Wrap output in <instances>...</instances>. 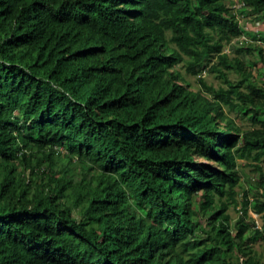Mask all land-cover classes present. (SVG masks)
<instances>
[{
  "label": "trees",
  "instance_id": "trees-1",
  "mask_svg": "<svg viewBox=\"0 0 264 264\" xmlns=\"http://www.w3.org/2000/svg\"><path fill=\"white\" fill-rule=\"evenodd\" d=\"M244 33L224 0H0V264H264V88L224 51ZM223 106L258 126L240 135ZM61 150L92 176L57 177ZM245 158L263 192L238 204Z\"/></svg>",
  "mask_w": 264,
  "mask_h": 264
},
{
  "label": "rangeland",
  "instance_id": "rangeland-1",
  "mask_svg": "<svg viewBox=\"0 0 264 264\" xmlns=\"http://www.w3.org/2000/svg\"><path fill=\"white\" fill-rule=\"evenodd\" d=\"M226 5L231 7L232 12L237 15L238 22L240 26L244 29L246 33L241 36L233 39L230 43L224 45V51L228 54L230 58H238L245 65L246 71L251 72V80L255 84H259L264 88V73L262 74L263 63L257 62V57L253 50H247L248 46H259L264 48V42L254 39L253 36H258V33L264 32V15L258 17L252 13H246L243 15L240 13V0H224ZM167 37L170 36V33L166 34ZM173 46V45H171ZM243 47L239 50V48ZM255 63V65H252ZM174 70L178 71L184 82L188 85L191 90H200L201 87L198 83V77L188 73L185 69L183 63L177 64L174 66ZM264 72V70H263ZM227 78L233 83L240 82L242 80V76L234 71H227ZM201 78L206 82L207 85H210L217 89L218 87H225V83L222 77L218 76L214 72H209L205 70L201 74ZM242 90H246L244 84L241 86ZM224 116L228 119L232 120L234 126L238 128L240 135L244 132L251 130L258 125L254 124L251 118L248 115H243L235 109L228 108L227 106H223ZM225 123V121H223ZM241 146V143L239 144ZM65 152L63 150L60 151L55 157L56 164L53 169V172L56 176H61L63 171L66 173V176L71 178L74 184H78L80 182L88 180L92 176V171H85L81 168V164H85L83 160H79L76 157L63 156ZM68 163V168L64 167ZM88 163V162H86ZM259 165L262 168L263 176H264V158L259 161ZM237 170L240 174V183L236 186L237 190V201L238 204L241 201L243 190H250V195L260 196L263 192L262 187L256 185L258 179V173L254 171V162L250 158L238 159ZM237 204V205H238ZM251 210H249V215L252 217ZM227 213L229 215V224L232 229V234L236 233L235 224L240 220V205H230L227 209ZM246 220H250L247 218ZM252 250L257 254L260 258L261 262L264 263V239H258L257 241H253L250 244Z\"/></svg>",
  "mask_w": 264,
  "mask_h": 264
},
{
  "label": "built area",
  "instance_id": "built-area-1",
  "mask_svg": "<svg viewBox=\"0 0 264 264\" xmlns=\"http://www.w3.org/2000/svg\"><path fill=\"white\" fill-rule=\"evenodd\" d=\"M250 214H252L253 228L262 231L264 229V219L261 217V215L254 212H250Z\"/></svg>",
  "mask_w": 264,
  "mask_h": 264
}]
</instances>
